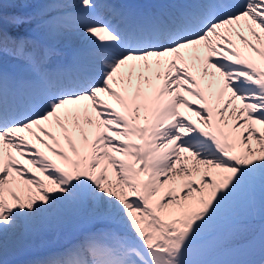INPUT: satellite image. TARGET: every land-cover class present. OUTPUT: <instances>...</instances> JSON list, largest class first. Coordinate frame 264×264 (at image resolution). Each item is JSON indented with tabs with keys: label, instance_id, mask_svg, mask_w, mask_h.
Returning a JSON list of instances; mask_svg holds the SVG:
<instances>
[{
	"label": "snow or ice",
	"instance_id": "snow-or-ice-1",
	"mask_svg": "<svg viewBox=\"0 0 264 264\" xmlns=\"http://www.w3.org/2000/svg\"><path fill=\"white\" fill-rule=\"evenodd\" d=\"M0 264H264V0H0Z\"/></svg>",
	"mask_w": 264,
	"mask_h": 264
}]
</instances>
